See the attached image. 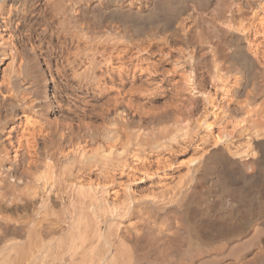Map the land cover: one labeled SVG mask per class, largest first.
<instances>
[{"label":"bare ground","instance_id":"bare-ground-1","mask_svg":"<svg viewBox=\"0 0 264 264\" xmlns=\"http://www.w3.org/2000/svg\"><path fill=\"white\" fill-rule=\"evenodd\" d=\"M157 1L45 0L44 8L60 20L57 30L38 10L40 0H0V28L12 59L0 79V264H264V0H186L180 11L167 10L171 26L152 21L142 33L124 19L127 12L143 18ZM197 17L209 83L221 96L196 94L193 68L182 72L184 85L191 95L201 94L214 121L220 119L222 137H213L214 122L200 118L197 126L214 139L213 149L203 147L188 162L191 180L179 179L177 190L120 193L93 181V173L110 179L130 157L144 164L150 153L171 150L190 135L193 126L181 120L164 145L156 130L129 133L103 122L111 107L125 105L126 92V101L138 96L152 106L154 87L135 83L126 91L124 81L144 72L143 55L154 50L163 60H193L178 38L185 36V21ZM29 51L33 61L23 62ZM167 111L150 115L160 119ZM92 117L103 119V127L96 125L106 149L91 150L97 137L96 127L88 135ZM218 169L233 172L242 186L189 190L196 174L204 170L201 179L208 181Z\"/></svg>","mask_w":264,"mask_h":264},{"label":"rangeland","instance_id":"rangeland-1","mask_svg":"<svg viewBox=\"0 0 264 264\" xmlns=\"http://www.w3.org/2000/svg\"><path fill=\"white\" fill-rule=\"evenodd\" d=\"M21 1L24 3V2H27L28 0H21ZM40 1H41V5L43 6V8L40 5L38 10L40 9L41 14L44 15L45 17H47V19H49V21L53 22L52 24H53L54 28L58 30L60 28V24H59L60 20L55 16V12H53L52 10H46L44 8L45 0H40ZM171 1L170 0L157 1V3H155L154 6L150 7L152 9L149 8V12L146 11L145 13H143L144 16H143V14L141 15L145 19L144 21H143L142 17L140 19V17H138V16H136L134 14H130L129 12H127V15L124 14L123 17H124V19H126L127 22L131 23L132 26L134 25V28H136V31H138V32L140 31L139 33H142L148 27V24L151 25L152 21H153V24L154 23L158 24L160 22V25H162V27H164V26L165 27H169L173 23V22L171 23V20H173V17L171 16L170 13H168L167 10L172 11L174 9H177V11H178V9H179V11H180V8L183 9V7L186 5V0H171ZM177 1H179V2H177ZM163 6L166 7V8H164ZM42 9H43V11H42ZM45 10L48 11V12H46ZM50 11H52V12H50ZM128 13L130 15H128ZM146 13H148V14H146ZM53 14H54V17H53ZM134 16H136V17H134ZM137 17L139 19H137ZM57 21H59V22L57 23ZM200 23L201 22H200V19L198 17L185 21V24H186V29H185V32H184V34H185L184 37L185 38L184 37H182V38L179 37L178 38V42H180V43H178L179 48L182 47L184 50H186L185 51L186 54H190L189 52L193 51L192 52L193 55H194L193 56V60H188L189 58L181 59L177 55H176L177 57L175 55L172 57L175 60H173V59L169 60V59H166V58H164L166 60H163V58L158 55L159 54V53H157L158 51L155 52V50H154L153 53H155V54H152L153 56L151 54H144L143 55L144 60L142 58L143 61L141 62V64L144 67V72H142V73L137 72L136 77H135L136 81L132 80L129 77L126 78L127 81H124V84L127 82L125 85H123L125 87L123 89H125L126 91H127V89L128 90L131 89V91L135 90L136 89L135 87L134 88H130V89L128 87V86L136 85L135 83H137V85H139L138 87H140V88L142 86H146V85L149 88H150V85H151V89L154 87V89H155L154 91L155 92L157 91V92L155 93L154 98H152L153 101L151 100L152 106L150 105L149 102H147V105H146V103L138 96L137 97L134 96V98L137 101L134 100V99L132 100L133 97L131 98V100L133 101V103H132V101L129 100L130 98L128 96H126V95L129 94V92H126L128 94H125L124 100L125 99L127 100V97L129 99H128V101L125 100V105L119 106L121 109L119 107H118L119 109L118 108L115 109V108L111 107V110H110L111 113H109L108 119L105 122H103V119H101V118L92 117V119L93 118L95 119V120L93 119L94 122H95V123L94 122L93 123L95 125L92 123V119H91V121L89 119L90 123H92L94 125L93 130H91V132H90L91 134H88V132H86L87 130H84L82 132L83 133L82 137L85 134L86 135L87 134L88 135H92V134H95V132H93V131H96L95 127L97 128V132H96L97 135H95V136L93 135V137L97 136L95 138L96 139L95 140L96 143L94 141H91L92 142V148L90 146H88L89 144L91 145L90 138H89L88 135L84 136L85 138L83 137V139H82L84 144H85V142H87L86 145H87V147L89 149L91 148V150L92 149H96L100 145L103 146L104 148H105V146H108V145H105V144H108V143L105 142L102 139V134H101L102 132L101 131H100L101 133L98 132L99 131L98 130L99 129L98 126H100V127L108 126L109 128H113V129H119L120 128L119 131H123V132H125L124 129H126L127 131H129V133L135 132V131L139 130L140 128L146 129V130L148 129L149 131L156 130L155 133H156V136L159 139L160 143L166 145V144H168L167 141H169V140L171 141L172 136L173 135L175 136V134L177 133L176 129L181 126V122L182 121H188L189 122V128L191 127L190 125L193 126L189 130L190 131V135H189L190 137L189 136L182 137V138L178 139L177 142L173 141L175 144L171 142L172 145H173V146H171L172 149L171 150H170V148L169 149L168 148L167 149H163L161 151L162 154H161V152H159V154L158 153L157 154L150 153V154H153V155L149 154L151 156V158L148 155L149 158L144 163L145 165L142 164L141 161H138L139 163L136 161L137 163H135L134 162L135 159L130 157L129 159L131 161L132 160L133 161L131 162L128 159L127 167L123 168V170L124 169L125 170L124 171H116V173H114L115 176L114 175L112 177L110 176L111 180L108 179L109 177L108 178L107 177L100 178V176L98 177V175H96V173H93L91 175V178L93 179V181H95V182L97 181V183L101 182V184H105V186L108 187L109 190H114V189L115 190H120V193L123 192L122 190H130V189L135 190V191L138 190L137 192L141 193V194H146V193H148L151 190H174L176 187H178L177 181L179 179H182V184L183 183L186 184V183H188V181L191 180L190 177L188 178V166H187L188 162L192 158L198 157L202 153L201 149L203 147H204V149H206V148L208 149L209 147H210V149H213L212 144L214 142V139L208 140L207 136H203V135H205V133H204V131L202 129H200L199 126H197V123H200V121L202 119L203 120L206 119L208 122H214L215 126H214L213 130H214L215 134L212 133V135H214L213 137H215V138H217L216 136H218L219 138H220V136L222 137V133L224 131V128H223V125L220 124L221 123L220 119L217 118V120L219 119V122L216 119L215 120L217 122L214 121V118H212L213 116H211L212 115V113H211L212 109L209 110L211 107L209 105H207V103H205V101H203L204 99L202 98V96H200L201 94L198 93V95L196 97L193 96V94L191 95L190 94L191 93L190 90H188L185 87V85H184L185 84V79H184L185 75H184V73L187 75V73H190L191 68H193V72L194 73H192V77H193L195 85H196V86L194 85L195 88H196V90L194 92L197 94L198 91L199 92L200 91H202V92L204 91L205 92V90H206L207 93L211 92L212 94L213 93L215 94V92H217L216 93L217 94L216 95L217 98H219L221 96L220 93H218V91H216L215 87H213L212 84H210L211 82L209 83L210 79L208 78L209 76H208V73H207L208 54H207L206 49H205L206 45L204 43H202L203 42V36H202V33H201V29H200ZM3 28L4 27L2 25V27L0 28V32L2 33V34L0 33V50H1L0 51V79H2L3 77H6L7 72L9 70V67L11 66V62H12V59L10 57L11 53H9L10 51L7 48L8 46L6 44L7 35L5 34L6 32L4 31ZM139 28H140V30H139ZM196 29H198V30H196ZM191 49H193V50H191ZM33 53H32V51L28 52V54L31 55V56H29L27 53L23 54L21 60H23V62L24 61L25 62L26 61H33ZM6 56H8V57H6ZM130 56L128 55L127 57L129 58ZM158 57H160V59H162V61ZM130 60H131V62H130ZM168 60H169V62H167ZM154 61H156V63ZM133 62H134L133 58H130L128 60L126 59L125 60V64L126 65L125 66H130L128 63H131V65H132ZM190 63L192 65V67H191ZM153 64L154 65L157 64V65L154 66ZM172 67H174V68H172ZM147 69H149L150 71L148 72ZM152 70L153 71L155 70V71L152 72ZM156 71H157V73H156ZM182 72H184V73H182ZM133 81H134V83L132 84ZM154 82H156V83H154ZM49 83H50V81H49ZM119 86L123 87V86H121V83H120ZM70 87H71L70 85H67L66 87L63 85V87H62L63 89L62 90H65V92H69L70 89H71ZM126 87H127V89H126ZM149 88H147V89H149ZM143 89H146V88H143ZM135 92H137V91H135ZM174 92H175V94H174ZM114 93H111V95H114ZM139 100L144 102V105L146 107L144 105L141 106L142 103ZM97 104H98V105H96L97 109H101L99 107H102V103H97ZM169 104H170L171 107L168 106ZM220 104L221 103L219 102L218 106ZM104 105H103L102 108H105ZM136 105H137V107H135ZM148 105L151 106V107L147 108ZM165 105H167V106H165ZM122 106H126V107L122 109ZM131 106H133V107H131ZM138 106H139V108H138ZM7 107H8V105H7ZM142 107H144V108L142 109ZM162 108H165L166 111L169 109L168 110L169 112L167 111L168 114L163 115V116L161 115L162 117H160V119H159V117L158 118L157 117L153 118L157 113L159 114V113H163L164 112L165 109L163 110ZM170 108H172V109H170ZM178 108H180V109H178ZM5 109L6 108H4V110ZM150 109L152 111H150ZM153 110H154V112H153ZM14 111H15V109H14ZM17 111H19V110H17ZM17 111H16V113H17ZM173 111H175V114H173L174 113ZM150 112L151 113L152 112L153 113L156 112V113H155V115L152 113L154 115L153 116V115H150L151 114ZM115 113H117V114H115ZM177 113H179V114H177ZM110 114H111V116H110ZM145 114L146 115L148 114L149 116L148 115L146 116ZM171 115L172 116L174 115V117H172ZM22 116L23 115L20 112L19 116L17 117V119L19 120V118H21ZM151 116H153V117L151 118ZM179 116H180V118H179ZM200 118H201V120H200ZM53 119H54V116H53ZM55 119H57V118H55ZM150 119H151V121H150ZM63 120H64V118L61 116L59 121L62 122ZM98 121L101 122V123H98ZM156 121H158L159 123H157ZM166 121H168V122H166ZM102 122H103L104 125L102 124ZM150 122L152 123V125H150ZM161 122H163V123H161ZM112 124H114V125H112ZM101 125H103V126H101ZM144 125H146V126H144ZM128 127H129V129H128ZM181 133H183V131L180 132V135H182ZM194 134H196L197 136L195 135V137H193ZM217 134H219V135H217ZM99 135L101 137H99ZM185 138H187V139H185ZM97 139H98V142H97ZM205 139H207L209 141V143L204 145L203 142L207 141ZM101 140L103 141V143H101L102 142ZM104 142H105V144H104ZM93 143L96 144V147H94L95 144H93ZM180 145H182V146H180ZM220 145L221 144H219V146ZM109 146H110V144H109ZM199 146H201V147H199ZM156 155L158 157H160V159L159 158L157 159ZM129 161L132 163V166L130 165L131 163ZM158 161H159V163H158ZM128 163L131 166V168L128 166ZM141 164H142V166H141ZM135 165H136V167H135ZM128 167H129V169H128ZM120 172H121V175H120ZM221 172H222V175H221ZM228 174L231 175V177ZM186 175H187V177H186ZM204 175H205L204 174V170H202L200 173L196 174L195 180L193 181V184H191V188L189 190H208V188H212V190H222L221 188H223V186L225 184H228L230 186L233 185L232 187H234V188L235 187L239 188V187L242 186V183L237 182V181L234 182V180L237 179V176L235 177L233 172H229V171L227 172L224 169H218L213 174L212 173L208 174V177H207L208 181H205V180L201 179V177H203ZM103 178L104 179L106 178V179L104 180ZM96 179H98V180H96ZM108 180H110V181H108ZM211 182H213V184ZM215 182H217V183H215ZM176 190H177V188H176Z\"/></svg>","mask_w":264,"mask_h":264}]
</instances>
